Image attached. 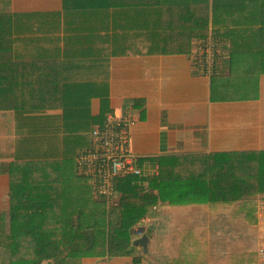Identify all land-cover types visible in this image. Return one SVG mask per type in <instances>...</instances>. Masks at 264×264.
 Wrapping results in <instances>:
<instances>
[{"label": "trees", "instance_id": "1", "mask_svg": "<svg viewBox=\"0 0 264 264\" xmlns=\"http://www.w3.org/2000/svg\"><path fill=\"white\" fill-rule=\"evenodd\" d=\"M138 1L143 4L141 12L160 16L159 24L137 26V0H128L132 4L126 10L106 13L107 23L105 12L100 11L89 33L82 36V28H77L68 11L16 9L14 0H0V143L14 133L13 123L17 137L26 136L22 143L18 141L17 157L25 154L24 158L18 159L17 151L10 150L0 161V172L9 173L13 184L12 212L0 211V264H82L83 257L92 253L137 258L132 227L154 213L160 202L196 200L214 211L232 210L224 218L226 224L241 213L250 223H257L255 201L264 193V154L234 152L225 153L223 160L219 153L187 160L178 155L159 157L158 174L143 177L140 186L130 178L119 179L116 206L108 207L104 201L90 204L85 209L94 215L80 212L69 217L61 224L62 234L57 232L60 225L49 218L36 220L31 234L25 226L14 227L23 217L39 219L37 210L42 207L38 202L42 200L33 196L34 177L26 179L28 166H48V180L53 177L54 163H65L66 169L76 171L79 154L93 149L94 128L104 125L113 112L108 76L114 58L192 56L212 36L218 46L230 44L233 56L259 53L264 71V0ZM178 12L186 19H169ZM124 14L133 20L121 24ZM141 29L144 35L156 30L163 34L172 30L176 35L143 36ZM221 57L218 51L215 70ZM56 126L61 156L57 161L28 163L27 159H33L29 151L41 150L45 142L41 133ZM17 162L23 163L21 171Z\"/></svg>", "mask_w": 264, "mask_h": 264}, {"label": "crops", "instance_id": "2", "mask_svg": "<svg viewBox=\"0 0 264 264\" xmlns=\"http://www.w3.org/2000/svg\"><path fill=\"white\" fill-rule=\"evenodd\" d=\"M131 4L128 0H14L16 9L70 12L71 20L76 22L79 30L82 28V36L89 33L93 19L100 15V11L105 12L103 18L106 21L110 19L105 16L106 13L126 10ZM135 8L137 26L160 23L159 15L140 11L143 4L138 0ZM122 18L121 24L133 20L126 14ZM176 18L185 20L186 16L180 12L169 16L171 20ZM151 32L152 35H144L141 29L139 34L169 38L176 35L172 30L165 34L157 30ZM218 47L221 62L210 76L204 71L203 57L198 52L192 56L149 55L113 59L108 76L111 106L117 114L129 112L136 117L130 132L136 139L133 147L142 169L140 176L145 178L150 173L158 174L159 157L181 154L183 150L194 156L264 149V71L260 56L257 52L236 53L233 56L230 44L226 42ZM53 166L55 171L52 176L55 178L49 186L47 182L45 185L47 178L44 174L47 175V172L42 173L44 168L38 178H32L37 184L33 196L42 200L38 201L42 205L37 210L39 219L23 217L22 221L14 223V227L25 226L31 234L36 220L49 218L60 225L57 232L62 234L63 221L80 212L94 215L93 211L85 208L94 202L104 201L93 179L80 174L78 165L73 175L66 169L65 163H54ZM12 187L11 175L0 172V211L7 215L12 207ZM173 205L171 202H160L154 207V213L132 227L135 241L143 237L148 240L147 244L137 242L135 245L134 255L137 258L93 254L84 256L82 264H264L259 254L264 235L252 238L246 234L247 241L243 243L236 235L239 227H234L232 219L227 225H219L217 213L213 215L208 205L201 204L203 206H197L199 211H191L194 210L191 208L189 212L185 208L173 209ZM176 212L179 214L175 215ZM192 213L203 220L197 217L196 220L189 219ZM180 217L186 218L188 227L196 229L195 233H191L196 236L195 247L191 245L186 249V244L177 240L176 235L170 236L185 231V227L176 222ZM212 218L219 221L215 222V227H219L215 229L218 235L227 239L226 247L211 241L210 233L214 229ZM166 239H171V242H164Z\"/></svg>", "mask_w": 264, "mask_h": 264}, {"label": "built area", "instance_id": "3", "mask_svg": "<svg viewBox=\"0 0 264 264\" xmlns=\"http://www.w3.org/2000/svg\"><path fill=\"white\" fill-rule=\"evenodd\" d=\"M218 51V44L212 36L202 41L198 48L199 55L203 57V69L209 76L215 71L214 57ZM135 121L136 117L129 112L109 113L104 125L93 130V149L80 153L77 158L79 173L93 179L108 207L118 204L117 181L142 173L130 132ZM257 203L258 218L264 224V199H258ZM259 254L264 259V244L259 248Z\"/></svg>", "mask_w": 264, "mask_h": 264}, {"label": "rangeland", "instance_id": "4", "mask_svg": "<svg viewBox=\"0 0 264 264\" xmlns=\"http://www.w3.org/2000/svg\"><path fill=\"white\" fill-rule=\"evenodd\" d=\"M257 55L259 56L258 53H257ZM103 68H107V67H103ZM118 108L119 107H117V109ZM12 123L13 122H11V124ZM15 125H16V123H13V127H14L13 132L14 133L11 134V135L5 136V141L6 142L0 143V161L1 160L3 161L4 160V156H6V154H7V153H4V152H7V151L9 152L10 150H12L14 152L17 151L16 152V157H17V154L19 153V148H20V146H18V141L21 142V138L26 137V136L23 137L24 134L21 135V137H17V132H15V129L18 130V128H15ZM59 135H60V133H59V129L57 130V126H56V130H53V128H52L50 131L45 130L43 133H41L40 136H41L42 139H45V142L44 143L42 142L43 145L40 146L41 147V150L36 151V152L29 151L32 154L31 156L33 157L34 160L33 159H30V160L27 159L28 163H39L40 160L41 161L43 160V161L50 162L52 159H54L55 161H57V156H59V157L61 156V152H60L59 155H57L58 152H59L58 148H59V145L61 143V140L59 139ZM15 138H16V140H15ZM1 139L3 140L4 138H1ZM134 140L136 141V139H134V136H133V141ZM22 141H24V140H22ZM49 142H52V146H51L50 149H49V146H50V143ZM263 150L264 149L258 150L259 152L257 151L256 154L263 155L264 154L263 153L264 152ZM20 151H21V149H20ZM30 153H28V154H30ZM219 154H223L224 155L225 153H219ZM24 155L25 154H20L18 156L24 158L25 157ZM177 155H178L177 157L179 159H181V160H187V159L194 158V156H191V154L186 153L184 150L182 151L181 154H177ZM226 157L227 156L224 155L221 159L223 160ZM22 158H18V159H22ZM24 163H26V161ZM16 164H17V167H18L19 171H21L22 168H23V165H22V168H21L20 167V164H23V163L17 162ZM72 166L73 165L71 164L70 167H72ZM40 168H44L43 171H42V173L44 171H46V172L49 171L48 166H44V165L28 166V169L30 170V175L28 174L26 176V179H31V177L37 178L38 172H40L39 171ZM32 171L36 175H34L32 173ZM51 171L52 170H50V172ZM52 172H54V171H52ZM71 172H72V175H73L74 169H71ZM45 177H46V173L44 174V178ZM53 178H55V177H51L50 179L48 178V180L45 181V185H46V182H47V186H49L51 184V179H53ZM68 178H69V180H71L70 177H68ZM130 180L133 181L136 185H139V186L144 184V180H143V177L142 176H140V177L139 176H132V178ZM170 187H174V186L171 185ZM173 190H175V189H173ZM176 192L177 191L175 190V193ZM5 198H7V197H5ZM260 198H263L264 199V193L262 195L258 196L256 198V201H255V204H256V213H255V215L257 216V223L256 224L250 223L247 219H245L243 217L242 213L240 215H237L236 218H233L232 217V221L234 223V227L235 228L236 227H239V231L236 233V235L241 237V240H243V243H245L247 241V238L245 236L246 234H248L247 237H252V238L259 237V235H261V234L264 235V226H263L264 224H262L259 221V218H258L259 217V208H258V203L257 202H258V199H260ZM184 200L186 201V203L185 202L177 203L176 200H173L172 201V202H174L173 209H177L178 210L180 208H185L186 209V212H189L191 208L194 209V210H191V211H195V210H198L199 211V208L197 206H203L201 204H198L196 202V200H193V201H190V202L187 199H184ZM176 203L177 204H183L184 206H177ZM10 205H11V201H10ZM234 208L236 209V206H233L232 209H234ZM201 211H203V208H202ZM8 212H12V211H8ZM211 212H212L213 215H215L217 213V218L220 221V224L219 225H227L224 222L225 221L224 218H228L229 217V214L232 213V210L217 209L216 211H214V210L211 209ZM178 214H179V212H176L175 213V215H178ZM195 217H197V219H199V220H203V218H200L195 213H192L190 215L189 219L196 220ZM218 219L217 220L215 218H212L211 219V221L213 222V224H212L213 226L212 227L214 228V229L211 230V233H210L211 241L217 242L219 246L223 244V247H226V245L228 244L227 239H225L223 237V235H218V233H217V231L215 229V228H217V230H218V228H219V227H215L216 226L215 222L219 223ZM229 221L231 222V220H229ZM176 222H180V225L182 224V227H185V229H184L185 231L182 234H177V232H176V234H173V235L171 234L170 236H175L176 235L175 238H177V240H181V241H183L186 244V246H185L186 249L189 248L191 245H192L191 247H195L196 246L195 244H197L196 243L197 241L195 239L196 236L194 234H191V233H195L196 229H194L192 227H188L190 225L187 224V220H186L185 217L177 218L176 219ZM197 231H199V230H197ZM178 235H179V237H177ZM224 236H226V235H224ZM227 236H229V235H227ZM216 237H217V239H216ZM161 239H163V238L161 237ZM263 240H264V237H263ZM156 242H159V241H156ZM164 242H171V239H166ZM263 244H264V242H263ZM78 246H80V245H78ZM143 250H144V247H143ZM190 251H193V250H190ZM190 251H188V252H190ZM93 254L94 253H92L90 255H93Z\"/></svg>", "mask_w": 264, "mask_h": 264}, {"label": "water", "instance_id": "5", "mask_svg": "<svg viewBox=\"0 0 264 264\" xmlns=\"http://www.w3.org/2000/svg\"><path fill=\"white\" fill-rule=\"evenodd\" d=\"M137 242L147 244L148 240L146 237H143V238L139 239Z\"/></svg>", "mask_w": 264, "mask_h": 264}]
</instances>
